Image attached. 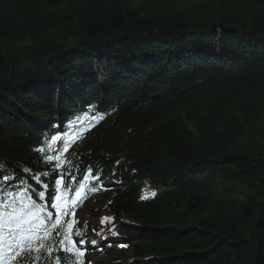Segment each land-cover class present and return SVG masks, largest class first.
Wrapping results in <instances>:
<instances>
[{
	"label": "trees",
	"instance_id": "trees-1",
	"mask_svg": "<svg viewBox=\"0 0 264 264\" xmlns=\"http://www.w3.org/2000/svg\"><path fill=\"white\" fill-rule=\"evenodd\" d=\"M29 202L79 264H264V0H0V214Z\"/></svg>",
	"mask_w": 264,
	"mask_h": 264
},
{
	"label": "snow or ice",
	"instance_id": "snow-or-ice-1",
	"mask_svg": "<svg viewBox=\"0 0 264 264\" xmlns=\"http://www.w3.org/2000/svg\"><path fill=\"white\" fill-rule=\"evenodd\" d=\"M103 116L100 115L99 117H93L94 120L98 122L99 119H102ZM80 119V118H78ZM83 123L80 124V128H83ZM68 135H71V133H68ZM74 140H69L67 146H70L71 143H74ZM65 148V150H66ZM39 151L43 152V149H40ZM53 160V156H47V162H51ZM64 163V160L61 158L57 159V166H61ZM91 172V169L88 170ZM46 175V174H45ZM7 179V178H5ZM39 177H37V180L39 182ZM95 179L98 181L99 177H95ZM57 185L61 183L60 179H57L56 181ZM44 188H47V184L45 183L43 185ZM97 190L96 185H93L91 188H87L84 193L80 194L79 199L73 204L71 207H65L63 209L60 208L59 204H53L52 207L57 208L60 211H64L65 213L68 211H73L74 208L79 205L84 199L87 198L88 192H94ZM39 198L43 199L45 196L44 191H40L38 193ZM54 195V194H53ZM152 195H155V193H152ZM142 199L147 197H141ZM59 199V197H57ZM36 209V205L29 202V204L25 205V210L23 214L17 213L15 210L11 213L0 214V227H3L7 225L10 228V234L13 236V239L15 240V246L14 249H12V253L10 256H0V260L3 261V264H12L13 261L19 262L21 259L28 260L29 257L33 252H41L43 249H47L49 256L52 255V253L63 251L64 253L68 254L69 259L66 261L65 259L57 256L56 257V264H79L78 259H73L82 257L83 256V250L82 247H77V242L71 238L70 233H58V235H61V239L58 241L60 245H64L65 240H67L69 246H63L61 248H56L55 245L53 247H47L46 243L40 242L36 245V247H32L34 241H40V233L43 231L45 234V240L49 239L48 233L46 231L47 224L45 221H47L48 224L51 223L52 219L55 218L54 214L49 212L45 218H41L37 212L40 210H34ZM27 217V218H25ZM111 218H103L101 220V224H104L105 221H110ZM61 221L59 218H56V224H53L52 227L55 228L57 224H60ZM24 225H27V227H24ZM69 229L73 227V225L68 226ZM86 227V226H85ZM76 234H80V229L75 230ZM93 245H96V241L92 242ZM79 244L82 246L84 244L83 240L79 241ZM111 246V245H109ZM32 264H36L35 261L32 262Z\"/></svg>",
	"mask_w": 264,
	"mask_h": 264
},
{
	"label": "rangeland",
	"instance_id": "rangeland-1",
	"mask_svg": "<svg viewBox=\"0 0 264 264\" xmlns=\"http://www.w3.org/2000/svg\"><path fill=\"white\" fill-rule=\"evenodd\" d=\"M84 222H86V219H82ZM93 222H91L92 224ZM117 255H119V252H116L114 250H108L104 253V255L102 256L101 254L99 255H93L90 257V261L93 262H101V261H106L108 259L111 258H115L117 257Z\"/></svg>",
	"mask_w": 264,
	"mask_h": 264
},
{
	"label": "bare ground",
	"instance_id": "bare-ground-1",
	"mask_svg": "<svg viewBox=\"0 0 264 264\" xmlns=\"http://www.w3.org/2000/svg\"><path fill=\"white\" fill-rule=\"evenodd\" d=\"M87 245H91V244H87ZM14 246H15V245H8V248H10V249H14Z\"/></svg>",
	"mask_w": 264,
	"mask_h": 264
}]
</instances>
